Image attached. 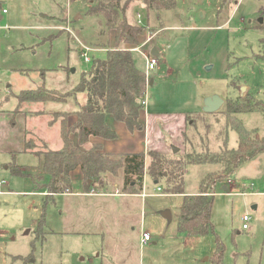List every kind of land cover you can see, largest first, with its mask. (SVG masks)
Instances as JSON below:
<instances>
[{
  "label": "rangeland",
  "instance_id": "1",
  "mask_svg": "<svg viewBox=\"0 0 264 264\" xmlns=\"http://www.w3.org/2000/svg\"><path fill=\"white\" fill-rule=\"evenodd\" d=\"M0 3L1 119L9 118L16 109L22 90L46 84L49 89L65 93L68 86L81 80L94 59L107 58V48L103 46L110 37L114 47L116 32L110 31L102 19L88 15L93 0ZM262 7L264 0H178L174 11L159 15L140 3L127 12L129 22L138 23L137 15L141 14L147 31L158 34L143 48L148 52L156 47L160 55L157 69L149 74L154 84L147 87V110L165 114L170 122L173 115H191L196 123L187 128L184 144L180 145L181 139L173 143L170 138L160 142L180 149L168 158L187 161L189 154L221 152L226 137L227 149H237L239 135L234 128H227L229 98L242 103L247 95L251 98L254 110L237 114L236 118L246 131L264 137ZM5 8L10 13L3 14ZM56 24L62 26L57 28ZM60 29H65L62 34ZM146 37L143 35L141 41ZM83 47L92 50L90 63L81 55ZM133 56L136 65L145 70L142 56L135 52ZM242 88H246L243 94ZM211 91L225 100L214 114L205 113L202 106ZM50 106L56 110L64 108L58 104ZM26 109L30 112L36 108ZM30 119H17L15 129L27 125L33 131L40 127L38 139L42 135L50 139L49 147L61 143L58 125V130H51L55 134H47L44 122ZM0 135L9 138L11 131L0 128ZM2 158L6 165H0V181L10 182L16 192L47 191L35 183L39 168L31 155L20 158L23 165L35 168L31 176L14 175L6 167L11 160V167L15 166V160ZM149 164L150 159L146 158L144 182L133 185L135 194H122L123 169L117 171L116 177L110 175L103 181L106 188L100 195L114 193L118 197H105L100 206L93 204L94 199L76 195H54L53 199L26 194L0 196V264H216L219 251L223 252L221 264H264V153L236 168L223 184L217 183L215 188L211 182L207 185L209 192H216L211 216L214 234L207 236L179 232L183 196L166 194L164 182H152L147 174ZM223 170L220 164L188 165L185 195L199 194L203 182ZM40 171V184L47 186L50 177L41 168ZM158 187L164 195L141 198L145 188L147 194L154 195L159 193ZM77 190L92 194L73 184V192ZM165 211L171 213V220L164 218ZM244 216L251 217L248 230L243 229ZM144 232H149L153 240L142 246Z\"/></svg>",
  "mask_w": 264,
  "mask_h": 264
},
{
  "label": "trees",
  "instance_id": "2",
  "mask_svg": "<svg viewBox=\"0 0 264 264\" xmlns=\"http://www.w3.org/2000/svg\"><path fill=\"white\" fill-rule=\"evenodd\" d=\"M76 1V0H71ZM94 4L88 8V15L102 19L110 31H115L114 47H111V37L104 43L107 48V58L94 59L91 67L84 72L80 82L72 91L60 93L50 90L45 84L37 89L24 90L18 100L23 105L46 104L48 102L64 103L69 98H76L78 93H86L87 101L73 112H55L52 114L50 127L59 126L63 147L52 150L44 148L37 152L40 168L50 177L49 184L38 187L46 188L49 199L54 195L73 193L72 174L80 168L84 178L85 190L104 193L105 184L110 175L117 176L119 169L124 170L125 184L123 190L128 194H135L136 187L142 185L145 177L146 158L150 159L147 174L151 181L161 185L165 183L166 194L183 196V204L179 217V232L186 236H207L214 234L212 224V208L216 192H209L207 185L215 188L217 183L223 184L232 172L245 162L264 153V137L257 132H248L236 118L237 114L251 112L252 102L247 95L245 102L229 98L226 101L228 114L227 128H234L239 135L237 149H225L221 152L207 150L198 154H189L184 158L170 159L163 154L149 151L147 154H123L113 159L111 154H102L100 146L90 151H82L73 142L72 135L79 133V143L88 142L91 136L106 140L118 138V134L107 123V116L112 115L116 121L124 123L127 129L134 133L143 131L144 125L140 121V113L144 109L147 92V77L145 70L140 69L135 62L134 52L122 48L123 45L139 46L141 37L145 35L147 26L131 23L127 19V12L135 3L145 5L156 10L158 15L164 11H174L178 0H93ZM2 3H0L1 17ZM264 15V7L261 8ZM64 30H60L62 34ZM103 33V32H102ZM187 115L189 126L196 124ZM12 121V125H14ZM227 131V130H226ZM227 135V133H226ZM185 138L187 134H184ZM28 146L35 147V141L28 138ZM192 164H220L224 166L223 173L217 177L210 176L201 186L197 195H185L184 178L187 166ZM17 176H31L16 166L10 167ZM207 182V183H206ZM211 182V183H210ZM162 193V194H165ZM41 225V224H40ZM41 229V227H40ZM223 252L219 251L216 264H221Z\"/></svg>",
  "mask_w": 264,
  "mask_h": 264
},
{
  "label": "crops",
  "instance_id": "3",
  "mask_svg": "<svg viewBox=\"0 0 264 264\" xmlns=\"http://www.w3.org/2000/svg\"><path fill=\"white\" fill-rule=\"evenodd\" d=\"M11 4L13 3V0H10ZM0 2H3V0H0ZM7 11V13H10L6 8L4 9ZM3 10V11H4ZM2 11V13H3ZM6 14V13H3ZM46 15V14H44ZM63 16V15H62ZM47 18L52 17L49 15H46ZM51 19V18H50ZM62 25L56 24L55 27L60 28ZM66 28V27H65ZM65 30V29H60ZM154 48V47H152ZM151 48V49H152ZM158 49V48H157ZM159 52V50H158ZM160 56V55H159ZM158 56V57H159ZM160 58V57H159ZM44 76L46 75V72H43ZM80 82V80H79ZM73 83L70 86H68L67 91H72L73 88L79 83ZM152 82V83H151ZM154 84V80L150 79L149 85L152 86ZM46 85V84H45ZM148 87V86H147ZM48 88V87H47ZM37 89V88H35ZM49 89V88H48ZM34 90V89H33ZM52 90V89H50ZM24 91V90H22ZM21 91V92H22ZM213 95H218L216 91H211L205 95V98H208ZM222 98V97H221ZM147 100V99H146ZM87 101V94L86 93H78L76 95V98H69L64 103H56V102H48L46 104H34V105H21L18 98L16 99L17 107L15 110L11 111V115L9 118H5V116H2L3 118H0V128H4V130L9 129L11 131V136L9 138H3L2 135H0V165H6L5 163H2V157L7 156L11 157L15 160V166L21 170L24 173H28L32 175V171H35V168L32 166L23 165L20 161L21 156H29L35 158L37 160L36 168H39L38 173L36 174L35 178L37 182L42 183L41 177V171H40V160L37 156V152L41 151L44 148L57 150L61 149L63 147V142L61 140V143L57 146L49 147L48 143L50 139L44 138V136H40V138H37V133H39L37 130H40L39 128H34L32 131L31 126H24L22 128L15 129V126L17 124V119H20L21 117H25L26 119L28 117H31L30 122L32 120L38 121V122H44V127L46 126V133L47 134H55L53 131H51L53 128L58 130L57 125L50 127V121L52 119V114L55 112H73L75 111L79 106H84ZM51 104H58L61 107H64L60 110H56L51 108ZM204 107V103L202 104ZM28 107H35L36 109L31 110L30 112L26 109ZM148 108V102H146V105L144 106V109H142L140 113V121L144 125L143 131H135L134 133H131L126 125L124 123L118 122L115 120V118L112 115L107 116V123L110 125V127L115 130L118 134V138L114 140H106L100 137H94L91 136L88 140V142L84 144L79 143V133L76 132L72 135L73 142L76 146L80 148L82 151H90L95 146H100V152L102 154H111L113 157H118L123 154H139V153H145L147 154L149 151H155L160 154H163L165 156H170L173 153L172 146H167L166 144L162 145L160 142L165 141L166 138H170L173 143L177 142L181 139V144H184L185 142V132L187 130V115L185 116H171L173 119V122H170L169 119L166 118L165 114L161 113H151L147 110ZM5 121H7V125H5ZM12 121H14V125H12ZM173 124H175V128L173 129ZM7 126V128H6ZM12 127V129L10 128ZM14 128V129H13ZM42 128V127H41ZM59 133V132H58ZM155 134L154 139L152 141V136ZM34 135V136H33ZM37 135V136H36ZM51 136L52 135H48ZM28 138L29 140L32 139L35 141V147L32 148L31 145L28 146ZM178 145V146H180ZM9 163L13 165V161L11 160ZM8 165V164H7ZM11 165L9 164L8 167H6V170H9ZM124 172V170H123ZM74 176L77 179L74 178ZM3 182V183H2ZM0 183L2 185L0 186V196L5 195H39V196H46V191L42 192H16L14 189L11 188L10 182H7L5 180H1ZM76 185L79 188H85L84 187V178L83 174L80 168H77L73 174H72V185ZM125 182H123L124 187ZM146 184V183H145ZM156 184V183H155ZM115 186L117 188L118 186ZM145 186V185H144ZM114 188V187H113ZM225 189V188H224ZM118 190V189H117ZM119 191V190H118ZM94 191H91L92 196L87 195L86 191H75L71 194L63 193V194H57L56 196L60 197H67V196H81L82 198L87 197L86 199L91 200L94 199L93 204L95 206H100V201L103 199H106L108 197H118L114 193L108 194V195H100L102 193H93ZM120 192V191H119ZM144 193H146V188ZM97 194V195H96ZM122 194H128L125 193V191L122 188ZM147 194V193H146ZM143 195V194H142ZM141 195L142 199H145L147 197H143ZM106 197V198H105ZM102 198V199H98ZM84 204V203H83ZM152 236V235H151ZM153 240V237H152ZM142 238L140 239V244ZM152 242V241H151ZM147 245V244H146ZM144 246V245H142ZM22 257V256H20Z\"/></svg>",
  "mask_w": 264,
  "mask_h": 264
},
{
  "label": "built area",
  "instance_id": "4",
  "mask_svg": "<svg viewBox=\"0 0 264 264\" xmlns=\"http://www.w3.org/2000/svg\"><path fill=\"white\" fill-rule=\"evenodd\" d=\"M3 13H7V11L4 10ZM137 17H138V24L141 26H145L141 21V18H142L141 14H138ZM145 34L147 35L146 39L139 46H135L134 48H132L131 51L135 52V53H139L142 56V58L145 60V64H146L145 65V72H146L147 86H148L149 82H150L149 74L157 69V66L160 62V59H159V57L151 54L152 49L148 52L143 51V48L146 46V44L151 43L157 37L158 34L147 31V29H146ZM90 51H92L90 48L83 47V50L81 53L82 57L84 58V60L87 63H90L92 61V59L89 55ZM146 102H147V100L145 99L144 106L146 105ZM2 183H0V186L2 185ZM157 190L159 192L158 194L149 195V194L144 193L142 196L148 197V196H162V195H164V194H162V188L161 187H158ZM250 220H251L250 216H244V218H243V222H244L243 229L244 230H248L250 228L249 227ZM151 241H152L151 234L149 232H144L142 235V241H141L142 245H146Z\"/></svg>",
  "mask_w": 264,
  "mask_h": 264
},
{
  "label": "water",
  "instance_id": "5",
  "mask_svg": "<svg viewBox=\"0 0 264 264\" xmlns=\"http://www.w3.org/2000/svg\"><path fill=\"white\" fill-rule=\"evenodd\" d=\"M151 54L158 57L159 56L158 49L156 47L152 48ZM241 90H242L241 94H243L246 91V88H242ZM224 104H225V100L223 98H221L219 95H213V96L206 98L203 109L205 113L214 114L220 111V109L222 108ZM172 150L174 154H177L180 151L179 148H176L174 146L172 147ZM225 190H226V187H225ZM163 216L164 218L168 220H171V217H172L169 211L163 212Z\"/></svg>",
  "mask_w": 264,
  "mask_h": 264
}]
</instances>
